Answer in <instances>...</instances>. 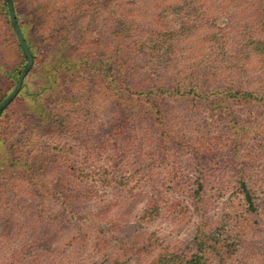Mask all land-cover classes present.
Masks as SVG:
<instances>
[{
    "label": "rangeland",
    "instance_id": "1",
    "mask_svg": "<svg viewBox=\"0 0 264 264\" xmlns=\"http://www.w3.org/2000/svg\"><path fill=\"white\" fill-rule=\"evenodd\" d=\"M14 1L36 57L55 45L59 56L81 61L82 45L85 58L109 68L89 71L97 77L85 81L86 90L97 86L100 95L116 66L127 65L122 54L146 67L141 78L165 80L160 114L149 104L158 93L147 94L140 125H121L132 112L109 97L71 115V103H61L70 93L61 89L64 74L51 94L50 131H25L16 117L2 130L0 213L7 205L44 207L51 220L15 234L16 222L5 229L0 214V264H109L116 248L125 252L120 264H149L157 254L190 249L197 230L226 244L221 255L207 256L209 264H264V0ZM123 12L136 25L118 35ZM7 21L0 0V91L3 73L19 61ZM119 76L132 80L129 70ZM223 90L255 99H225ZM197 176L202 191L195 194ZM239 176L255 210L245 212ZM149 199L159 200V212L145 219Z\"/></svg>",
    "mask_w": 264,
    "mask_h": 264
},
{
    "label": "trees",
    "instance_id": "2",
    "mask_svg": "<svg viewBox=\"0 0 264 264\" xmlns=\"http://www.w3.org/2000/svg\"><path fill=\"white\" fill-rule=\"evenodd\" d=\"M4 5L5 2L2 0ZM12 1V6L15 14V19L18 24V27L20 29V32L23 36L24 42L30 52V55L32 57V66L30 70L27 72L25 77L22 80L20 89L17 93V95L12 99V101L0 112V133L3 131H7L9 129L10 123L13 121V123H18L16 120H13L14 117L16 119L18 118L19 122L21 123V127L26 131L27 129L32 131H41L42 128H47L45 125L49 123V121L52 119L50 117L51 115V108H50V102L53 96L51 94L59 93L60 87L59 85H55V82L60 80V76L67 74L65 81L66 86L62 87L61 89L67 90L70 92L69 95L63 97L64 100L61 101L62 105H65V102H70L72 107L71 115L78 116L82 111L83 108L90 107L93 105V103H97L98 97H109L113 99L116 102V105L118 108H124L126 107V110H129L132 112L130 116L125 118V122L121 123V125L133 123L135 125H140L142 123V119L139 113L143 112V103L146 102L145 98L147 97V94L153 93L154 91L158 93L154 98L149 102L150 107L153 108V111L155 115L160 114V104L159 102V95L160 93H163V90H160L158 88V84H161L160 81L165 80V78L161 75L158 76H152L151 79L148 78H141V75L139 76V73H143V71L146 69L144 65L138 66L136 62L133 60L136 58V56H133L131 54H122L123 57H125L127 61V65L119 64L116 66V74L113 76L111 82L109 84H102L100 95L99 93H96V87L93 86L91 90H86L85 81L88 80V82H94L97 75L95 73H98L99 75L107 73L108 69H102L100 66L97 65V62H91L89 58H85L84 55L87 53L88 48L86 46H79L77 48V52H80L81 56L83 57L82 60L78 58L76 62H74L70 57L68 56H59L56 52L57 47L54 45L53 47L45 46L42 48L40 55L37 57L35 56L34 52L32 51V48L27 43V40L25 38V34L23 31V27L19 23V18L16 12L15 7V1ZM80 10L83 11V5L81 4H75ZM95 8V7H94ZM79 12V11H77ZM5 13L8 20L7 10L5 6ZM127 14L124 12L121 14V16L118 18V26L119 31L118 35H123L125 32L131 30L133 26L136 24L130 19ZM64 20L71 19L67 17L66 15L63 16ZM8 27L10 29L11 36L15 43V52H18L17 59L19 60L17 62V65H15V69L9 70L6 73H3V77L5 78V87L0 91V103L10 94V92L13 90V87L16 82V78L19 74V70L22 68L23 64L25 63L24 56L21 52V49L17 43V40L14 36V33L12 31V28L10 26L9 20L7 21ZM119 39H123L122 37H119ZM53 45V44H52ZM56 47V48H55ZM71 50V48H70ZM69 50V51H70ZM75 52V51H73ZM72 52V53H73ZM88 54V53H87ZM22 62V63H21ZM131 71V81L126 82L122 81L121 77H118V72L121 71ZM89 71L95 72L92 74H89ZM117 75V76H116ZM197 85V84H196ZM59 88L58 91L55 92L54 89ZM79 90H76V89ZM191 88V87H190ZM147 91V93L145 92ZM54 92V93H52ZM173 92V91H172ZM171 92V93H172ZM124 93H127L128 96ZM224 98L225 99H236L237 101L242 99H255L254 93L248 92V91H242V90H227L224 91ZM62 95H60L59 100ZM139 96V97H138ZM237 96H239L237 98ZM134 97V98H133ZM262 96H258L256 101L261 102ZM137 101L135 103L134 101ZM81 102L80 104L77 102ZM128 102H134L132 105H129ZM241 102V101H240ZM77 103V107H74L73 105ZM63 105V106H64ZM82 107V108H81ZM135 119H134V118ZM158 119V118H157ZM65 121V120H64ZM64 121H59L61 125H64L66 123H69L68 120H66V123ZM115 128H112L114 130ZM47 131H50L47 128ZM0 136V141H1ZM180 142V140H178ZM1 143V142H0ZM13 146L8 147V151H14ZM6 150V151H7ZM205 151V149H201ZM32 153V150H29V155L27 157H30ZM42 152H39V155ZM21 159V157H19ZM32 158V157H31ZM34 158V157H33ZM32 158V159H33ZM46 159L51 160L52 157L48 156ZM56 159V157H54ZM12 163H15L14 161L10 160ZM41 165V168H43L44 163H39ZM43 164V165H42ZM58 179L60 180L59 183L62 184L63 181L65 182V178L63 174H60L58 176ZM195 194H198V192L202 191L201 186V178L198 176L195 178ZM237 186L236 189L238 191V194L242 198V203L245 207V212H249L254 208V203L252 200V196L250 191L248 190L247 186L243 182L241 176H239L237 180ZM54 195V194H53ZM58 196V195H54ZM159 200L155 199H149L143 206L141 211V217L145 219H150L154 217L155 215H158L159 212ZM44 207H40L36 209L35 211H24V210H18L13 205H7L6 207L3 206L1 208V215L5 217V223L7 224V227L11 222H16L17 228L15 229V234H25V230L29 231H35L41 228V225L46 222L47 219L51 218L47 215H44ZM57 219V218H56ZM53 221V219H52ZM247 221L243 220L241 222L244 227H248ZM4 223V222H3ZM56 227V226H55ZM200 231L197 230L195 232V235L193 236L191 242L184 248H180L178 251H170L167 254H157L153 257L151 262L149 264H209L208 258L212 254L214 255H221V250L223 248H226V244L223 245V241L220 240H210L206 238L205 236L198 235ZM101 241L99 240L97 242V245H101ZM114 258H112V262L109 264H120L119 260L124 257L125 252L123 250L116 248L115 249ZM208 256V258H207Z\"/></svg>",
    "mask_w": 264,
    "mask_h": 264
},
{
    "label": "water",
    "instance_id": "3",
    "mask_svg": "<svg viewBox=\"0 0 264 264\" xmlns=\"http://www.w3.org/2000/svg\"><path fill=\"white\" fill-rule=\"evenodd\" d=\"M5 2V6H6V10H7V15H8V20L10 23V26L12 28V31L14 33V36L17 40V43L21 49V52L24 56L25 59V64L22 68V70L20 71L17 80L15 82V85L13 87V90L10 92V94L0 103V112L12 101V99L17 95L22 80L25 77V75L27 74V72L30 70L31 66H32V57L30 55V52L24 42L23 36L20 32V29L18 27V24L16 22L15 19V14H14V10H13V6H12V1L11 0H4Z\"/></svg>",
    "mask_w": 264,
    "mask_h": 264
}]
</instances>
